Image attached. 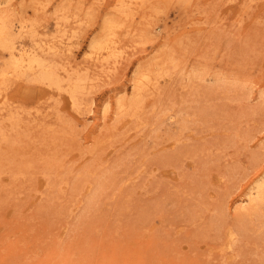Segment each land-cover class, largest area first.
Segmentation results:
<instances>
[{
	"label": "rangeland",
	"instance_id": "1",
	"mask_svg": "<svg viewBox=\"0 0 264 264\" xmlns=\"http://www.w3.org/2000/svg\"><path fill=\"white\" fill-rule=\"evenodd\" d=\"M0 14L56 78L0 84V264H264V0Z\"/></svg>",
	"mask_w": 264,
	"mask_h": 264
},
{
	"label": "bare ground",
	"instance_id": "2",
	"mask_svg": "<svg viewBox=\"0 0 264 264\" xmlns=\"http://www.w3.org/2000/svg\"><path fill=\"white\" fill-rule=\"evenodd\" d=\"M7 13H9V11ZM2 19L0 16V84H1V82H4V79L8 75H11L9 77H12V76L13 77L14 76L19 77L21 75H25L26 73L28 75H30L29 74V72H30L31 74H33V76H35V77H33L34 79L31 78L33 81H36V82L38 81V82H43V83L46 81V82H48V84L53 83V85H54L56 78L54 77V75L52 73L53 70L51 71L52 66L48 64L51 69L48 68V65H45L47 63H44L43 62L44 60L43 59L41 60L40 57L39 58L36 57L34 52L28 51L29 49L25 48L24 45H17L16 44V36L14 35L13 29L11 28V25H10L11 23L8 20H7V22H4V21H2ZM8 22L10 24H7ZM20 26L23 27V25H20ZM35 32H37V31H35ZM4 53L7 54V56H8L7 59L2 57V55L4 56ZM37 71L39 73H36ZM28 75H27V77H28ZM142 75H140V76L142 77ZM140 78H139V80H140ZM142 79L143 78H141V80ZM139 80L137 79V81H139ZM137 81H135V82H137ZM147 81H149V80H147ZM3 136H4V134H3ZM255 193H256V195H255ZM255 193H253L252 191H249V200L252 202H253V200L262 198V194L264 193V177L257 184L256 189H255ZM262 200L264 201V198L261 200H258V201L262 202Z\"/></svg>",
	"mask_w": 264,
	"mask_h": 264
}]
</instances>
